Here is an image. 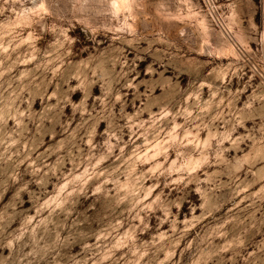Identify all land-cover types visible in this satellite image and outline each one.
Listing matches in <instances>:
<instances>
[{
	"label": "rangeland",
	"instance_id": "1",
	"mask_svg": "<svg viewBox=\"0 0 264 264\" xmlns=\"http://www.w3.org/2000/svg\"><path fill=\"white\" fill-rule=\"evenodd\" d=\"M0 264H264V0H0Z\"/></svg>",
	"mask_w": 264,
	"mask_h": 264
}]
</instances>
